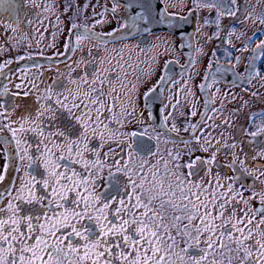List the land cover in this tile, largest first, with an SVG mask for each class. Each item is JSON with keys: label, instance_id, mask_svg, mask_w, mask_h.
<instances>
[{"label": "snow or ice", "instance_id": "snow-or-ice-1", "mask_svg": "<svg viewBox=\"0 0 264 264\" xmlns=\"http://www.w3.org/2000/svg\"><path fill=\"white\" fill-rule=\"evenodd\" d=\"M161 2L156 0V4ZM25 3L35 5L37 19L43 24L40 5L35 0ZM163 3L167 5L168 0ZM178 3L181 8L188 6V0ZM248 3L249 0L239 5L237 0H191L189 13L183 16L169 14L166 7L156 8L152 0H112L110 11L116 28L111 31H94L96 25L111 23L105 18L109 11L106 7L99 13L100 20H95L93 9L95 23L91 27L69 19L68 34L75 35V43L69 48L72 42L66 38L64 48L83 53L84 41H90L96 51L88 48L87 56L81 55L65 65L66 72L58 69L51 84L41 87L44 81L28 79L27 69L10 67L32 59V53L0 63V81L11 83L14 71L20 80L14 84L15 91L8 83L0 82V157L4 160L0 167V264H264V180L260 179L264 165L250 169L247 154L241 158L234 151L242 141L235 140L223 127H233L228 118L220 124H209L214 117L202 112L201 120L188 123L197 115L195 93L189 84L193 77L189 75L181 89L165 97L164 90L170 91L167 85L176 83L171 61L165 60L156 83L141 96L140 88L146 78L155 75L159 57L169 52L173 42L157 37L165 45L164 53L159 51V43L154 44L156 55L145 61L133 56L131 46L127 56L123 49L101 54L105 38L118 32L131 36L154 34L163 26L179 34L183 28L173 21L187 25L191 14L199 10L216 11L215 20L205 18L203 26L214 24L217 38L225 16L235 17L242 24L251 20L264 25V14L253 18ZM18 7L13 0H0V10L12 13ZM83 7L87 9L88 5ZM50 10L44 7V11ZM118 10L123 15L118 16ZM238 12L243 15L242 20ZM18 23V19H12L6 27L18 32ZM28 23L33 21L29 19ZM235 33V28L227 31L229 37ZM242 36L243 33L237 39ZM28 47L31 48L30 43ZM47 47L54 48L55 42ZM250 47L246 41L239 51ZM4 51L0 47V53ZM251 51L247 76L233 71L236 81L264 79L256 68L257 61L264 63V40ZM60 55L56 52V56ZM236 60L240 62L242 57L237 56ZM237 67L238 63L232 65V69ZM223 72L217 67L212 83L217 82L216 74ZM209 86L198 85L201 90ZM180 91L186 97L185 104L190 105L187 113L179 110ZM29 97L32 102L19 110L17 101ZM247 103L243 101L230 115H239ZM160 105L165 110L170 105L171 110L160 112L163 120L157 130L151 122ZM224 107L222 100L221 109ZM216 111L220 109H213ZM180 118L185 120L184 131L192 129V138L181 139L183 149L165 148L161 153V143L176 144L169 134H179L181 127L176 121ZM257 118L259 124L249 117L254 130L237 126L253 147L252 160L264 159V112L258 113ZM207 128L213 131L205 135ZM198 131L200 135H196ZM193 139L195 147L190 146ZM224 149L229 150L224 155L232 157L224 167L239 175L213 172L219 167L217 157ZM196 151L208 155L193 160ZM185 155L189 157L187 161ZM202 170L204 176H200ZM248 177H253V183H246ZM255 181L261 185L259 190ZM246 191L250 195L246 196ZM253 201L258 207H253Z\"/></svg>", "mask_w": 264, "mask_h": 264}, {"label": "flooded vegetation", "instance_id": "flooded-vegetation-1", "mask_svg": "<svg viewBox=\"0 0 264 264\" xmlns=\"http://www.w3.org/2000/svg\"><path fill=\"white\" fill-rule=\"evenodd\" d=\"M14 3L18 4V11L9 13L7 11L0 10V47L4 48L5 51L0 53V63H3L4 59L15 58L19 55H27L32 53V59H25L19 61V64L13 63L10 67L13 70L27 69L26 76L28 79L36 80L37 83H40L41 80L44 81L43 84H40L41 87H44L45 84H51L53 78L57 76V70L66 72V64L71 63L73 60L77 59L81 55H88V48H92L95 53L96 48L90 41H84L85 51L81 53L76 51L73 53L70 50L64 48L66 38L69 39L72 43L69 45L71 48L75 43V35L69 36L68 28L70 27L69 19L81 26L91 27L95 20H100L102 17L99 15L101 11L106 7L109 11L106 14V19L111 21V23L102 26L96 25L94 28L95 32L106 33L108 31L116 28V22L112 20L111 7L112 0H35V3L40 5V13L43 19V24L39 23L36 13L37 8L35 5L26 4L25 0H13ZM244 0H237L238 5L243 4ZM87 4V9H84V5ZM162 4L164 8H167L169 14L179 13V15L187 16L189 9L182 10H172L169 9L167 5H164L163 0ZM68 7V11L65 12V7ZM48 6L51 10L44 11V7ZM190 6L189 8H191ZM93 9L95 10V20L93 17ZM196 13V24L194 28H191V19L187 25H183L180 22L181 27L183 28V34L180 36L174 34L171 29L165 30L162 28H157L153 33H141L139 35L131 36L123 32H118L114 37H106L105 42L101 45V54H110L113 52V49L124 50L125 56L128 54V46L134 48L133 56H139L141 61H145L149 56L156 55V51L153 49V45L159 43V51L164 53L165 45L161 41L164 38L169 39L173 43L169 45V52L161 55L159 57V67H157L155 75L150 79L146 78L147 82L143 84L140 88L141 96L143 93L152 85H154L161 74V69L165 60L171 61V70L174 74L175 84H168L167 89L164 90V96H170L177 92L178 89H181L185 80L189 79V75L193 77L189 81L190 86L193 88L195 93V110L197 115L191 117L188 123H196L201 120L200 113H205V116H213V120H209L208 123L220 124L221 121L225 118H228L233 127L229 128L227 124L223 125L228 132L233 134V137L237 141H242L240 146L235 149L238 155L241 158H244V154H247L246 164L251 169L260 165H264V159L252 160L251 157L255 155L253 147L250 146L247 141L248 137L244 136L237 126L242 128H248L249 131L254 130L252 125H250L249 117L252 118L254 123L259 124L260 120L257 118V114L264 112V79L253 77L251 83H248L247 80L236 81V77L232 75V72L235 71L239 76H247L245 71L248 65V58L253 55L251 49L256 47V44L261 40H264V25H259L258 23H245L239 24V20L235 17L225 16L221 20V31L219 38H217L214 33L217 31L215 26L205 27L207 30V39L205 45H200L199 31L197 30L198 25V11ZM118 16L123 15L122 10H118ZM240 19L243 17L241 13H237ZM59 16V21L57 17ZM12 19H18V27L20 31L13 32L11 28L6 27L11 23ZM31 19L32 24H29L28 21ZM36 28H39V31H35ZM45 28L47 31H45ZM229 28H235L236 33L232 36L227 35ZM82 30V29H81ZM181 32V33H182ZM41 33H43V39H41ZM55 33V36H53ZM243 33V36L240 39H237ZM256 33V35H253ZM78 34V33H77ZM15 37L16 39H10ZM160 37L161 41H158L156 38ZM211 37V39H208ZM248 37H252V41H248ZM191 38V40H190ZM227 40L229 43H225ZM55 42L54 48H49L47 45L50 42ZM250 43L251 47L248 51L240 52L239 49L245 46V42ZM254 41V42H253ZM31 44V48L28 47V44ZM136 45H139L138 48H135ZM15 46V47H14ZM107 48V52H104V48ZM199 50V51H198ZM42 52V55H37V53ZM56 52H60V56H56ZM215 53V55H213ZM241 56L242 61L237 62L236 57ZM71 58V59H69ZM195 61L194 64L189 61ZM236 69H232L233 64H237ZM74 66V65H73ZM144 65H142L143 67ZM15 67V68H14ZM217 67L224 70L223 74H216V83H212V74L216 73ZM256 68L259 69L261 75L264 76V63L260 61L256 62ZM7 71V69H6ZM207 73V79H205V74ZM43 74V75H41ZM233 81H236L233 84ZM2 83H8L12 91H15L14 84L20 83V80L16 79V72L12 74V82L9 83L7 80L0 81ZM201 83H206L210 85L204 90H201L198 85ZM217 88L220 89L217 92ZM225 93L227 97L225 98ZM252 93H257L256 96H253ZM233 96L236 98L233 99ZM214 97V99H213ZM9 100L12 97H8ZM179 99L181 104L179 110L181 112L187 113L188 107L190 105L185 104V95L183 91L179 93ZM188 100L193 99L188 97ZM224 101L226 107L221 109V101ZM243 101H248V103L240 110L239 115H230L231 112L240 108ZM31 97L26 100H18L17 103L21 105L19 110H23L25 104L31 103ZM207 102V103H206ZM165 104L168 103L167 100L164 101ZM172 103H175L173 99ZM141 106H143V100L140 101ZM213 109H220V111L213 112ZM167 110H171V106ZM163 108V105H160L157 110H154L153 120L151 122L152 126L159 130L161 121L163 120L160 112H166ZM222 113V114H221ZM147 115L145 112V121L147 123ZM178 126L181 127L179 134L170 133L173 138L176 139V144L171 143L164 145L160 144V151L164 153L165 148H176L183 149L185 145L181 143V139L188 140L191 139L192 129L188 128V131L183 130V125L185 120L183 118L178 119ZM171 121L169 122L170 126ZM213 131L212 128H207L205 130V135L207 132ZM220 129H216V132H219ZM216 133L214 132L213 135ZM6 135V133H5ZM196 135H200L198 131ZM146 139V138H145ZM261 139H264L262 137ZM149 144H154V141H147ZM232 141L230 140L229 143ZM191 147H195V140H192ZM243 148V152L240 149ZM2 149V146H0ZM155 150V149H154ZM228 149H224L217 157L218 168H213V172H221L226 175H239V173L234 172L233 169L224 167V165L231 161L232 157L229 154L228 156L224 155V152H228ZM208 154L196 151L191 157L193 160L196 156L206 157ZM189 157L184 156V160L187 161ZM4 164V160L0 157V167ZM236 167L239 168V160H237ZM187 171V169H185ZM258 174V173H257ZM200 176H204V171L202 170ZM11 178V174L9 175ZM207 177H205V180ZM261 180H264V176L260 177ZM7 183V181H5ZM246 183H253V177H248ZM256 188L259 190L261 187L259 181H255ZM239 187V185H237ZM250 195V192H245ZM253 207H258L256 201H253Z\"/></svg>", "mask_w": 264, "mask_h": 264}, {"label": "rangeland", "instance_id": "rangeland-1", "mask_svg": "<svg viewBox=\"0 0 264 264\" xmlns=\"http://www.w3.org/2000/svg\"><path fill=\"white\" fill-rule=\"evenodd\" d=\"M175 4L176 6L173 7L172 5ZM167 6L169 9L172 10H188L191 5V0H188V6L187 7H183L181 8V6L178 3V0H168ZM248 12L252 13L253 18H258L261 14H264V0H249L248 3ZM216 17V11L212 10L211 12H209L208 10H199L198 11V25L197 28L199 27V39L198 41L200 42V45H205L206 43V39H207V30L206 28L203 26V21L205 18H208L209 20H215ZM243 19V17L241 18V20ZM246 23H252L251 20L247 21ZM242 24V23H239ZM245 24V23H243ZM212 26H215L214 24ZM209 26V27H212ZM163 153V151L161 152ZM245 195L247 196L248 194L245 193ZM212 257H209V259H211Z\"/></svg>", "mask_w": 264, "mask_h": 264}, {"label": "water", "instance_id": "water-1", "mask_svg": "<svg viewBox=\"0 0 264 264\" xmlns=\"http://www.w3.org/2000/svg\"><path fill=\"white\" fill-rule=\"evenodd\" d=\"M152 3L156 6V8H159V9H163L164 8V6H163V4H162V2H161V4H156V0H152ZM190 19L192 20L191 22V28H194L195 27V24H196V13L195 12H193L192 14H191V17H190ZM173 23L175 24V23H180L179 21H173ZM160 28H162V29H165V30H168V29H171L172 30V28H165V27H163V26H161ZM173 31V30H172ZM183 34V32L181 33H179L178 35H182ZM190 40H191V38H190ZM15 68V67H14Z\"/></svg>", "mask_w": 264, "mask_h": 264}]
</instances>
